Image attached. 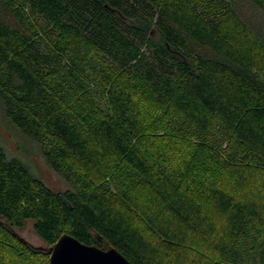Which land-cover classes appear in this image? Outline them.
I'll use <instances>...</instances> for the list:
<instances>
[{"label":"trees","instance_id":"obj_1","mask_svg":"<svg viewBox=\"0 0 264 264\" xmlns=\"http://www.w3.org/2000/svg\"><path fill=\"white\" fill-rule=\"evenodd\" d=\"M0 103L70 186L0 146V264H264V0H0Z\"/></svg>","mask_w":264,"mask_h":264},{"label":"rangeland","instance_id":"obj_2","mask_svg":"<svg viewBox=\"0 0 264 264\" xmlns=\"http://www.w3.org/2000/svg\"><path fill=\"white\" fill-rule=\"evenodd\" d=\"M96 57L97 66L104 76L108 75V68L110 65ZM158 142L163 145L166 141L163 140L165 133L160 131L155 134ZM0 146L6 149L10 157L19 158L24 161L30 170L40 179L43 183L55 192H64L70 189V186L64 179L57 173L51 170L45 163L39 147L31 140L23 136L16 130L11 123L6 120L3 114L2 106L0 103ZM223 179V178H222ZM221 184L236 196H247L259 200L261 205H264V175L257 174L247 189H235L228 182L227 178L221 181ZM18 234L36 248H46L43 241L36 235L33 229V223L28 222L26 228L18 231Z\"/></svg>","mask_w":264,"mask_h":264},{"label":"water","instance_id":"obj_3","mask_svg":"<svg viewBox=\"0 0 264 264\" xmlns=\"http://www.w3.org/2000/svg\"><path fill=\"white\" fill-rule=\"evenodd\" d=\"M47 251L50 264H131L116 249L102 250L88 246L67 234L62 235Z\"/></svg>","mask_w":264,"mask_h":264}]
</instances>
